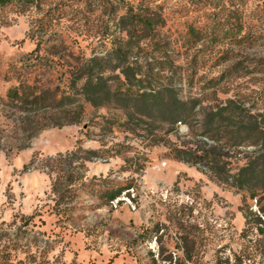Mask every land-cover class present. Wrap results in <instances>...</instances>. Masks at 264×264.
Masks as SVG:
<instances>
[{
    "label": "rangeland",
    "instance_id": "rangeland-1",
    "mask_svg": "<svg viewBox=\"0 0 264 264\" xmlns=\"http://www.w3.org/2000/svg\"><path fill=\"white\" fill-rule=\"evenodd\" d=\"M153 3L165 17L161 33L129 44L117 26L125 12L118 0H29L20 11L0 6L2 264H175L185 256L191 259L182 264H215L220 257L228 264H264L258 232L264 227V197L250 198L207 167L172 158L164 144H225L231 172L238 157L255 148L253 136L235 146L224 129L213 138L204 135L203 121L210 106L228 99L252 115L263 112L264 0ZM235 15L247 35L239 40ZM192 27L200 37L190 35ZM115 40L130 61L131 54L139 55L154 84L172 82L181 96L196 100L189 121L173 127L137 114L120 126L126 109L116 102L95 107L78 97L64 118L82 105L79 121L59 126L43 119L44 128L19 150L28 142L20 124L25 114L5 102L19 73L36 69L42 57V66L50 61L64 75L60 81L40 71L43 89L64 85ZM105 76L113 89L123 81L119 69ZM51 110L64 120L58 117L64 112ZM156 138L162 142L155 144ZM56 179L60 193L53 191ZM112 181L134 188L109 201L101 191Z\"/></svg>",
    "mask_w": 264,
    "mask_h": 264
},
{
    "label": "trees",
    "instance_id": "trees-1",
    "mask_svg": "<svg viewBox=\"0 0 264 264\" xmlns=\"http://www.w3.org/2000/svg\"><path fill=\"white\" fill-rule=\"evenodd\" d=\"M28 1L0 0V6L2 8L10 5L16 6V9L20 11L25 10ZM153 1L118 0L125 12L120 16L117 26L126 32L128 37L126 44L139 36H149L156 40V37L161 33L164 26L162 22L165 17L160 5L153 3L155 4L153 6ZM235 16L236 19L233 22L235 28L233 27V29L236 36L242 34L236 39H243L247 36L243 35L245 24L240 17ZM201 34L196 32L193 27L190 29L192 37H200ZM121 43L115 40L111 50H108L106 54L89 57L87 62L69 75V82L64 85L58 84L53 88L43 89L40 71H50V75H56L55 77L59 78L60 81L64 80V75L50 61L42 66V57L40 58L42 61L36 69L19 73L18 84L9 88L5 98L7 104L25 114L24 117H21L20 124H23L22 128L28 142L19 146V150L29 146L33 137L44 128L46 124L42 122L43 119L59 126L79 121L83 110L82 105L73 117L64 118L70 115L68 113L70 111L66 109V106L79 101L78 97L83 98L85 102H89L95 107L104 106L111 101L116 102L120 107L126 109V118L124 121L119 122L120 126H126L128 121L137 114L173 127L189 121L196 108V100L181 96L177 86L172 82L154 84L153 81H150L149 75L142 70V60H140L139 55L131 54L134 56V60L130 61L128 51L124 52V55L121 53ZM113 61H115V64H113ZM117 69L123 75V81L113 89L108 84V77L105 76V73ZM82 79L85 81L79 87V82ZM52 108L59 109L60 113L64 112V116L62 113L58 116L64 120L53 117L50 113ZM249 111L248 108L241 107L234 100L228 99L226 104L210 106L204 112V135L210 133L213 138L215 133H219L221 129H224L229 131V139L235 146L245 142L248 136L255 138L250 142V144L255 145V148L238 157L234 172H231L233 170L232 166L228 168L231 162L228 160L227 153L223 151L226 147L225 144L208 143L201 139L199 143H203V145L197 144L193 148L186 147L184 143L166 140L164 144L169 148V156L177 160L199 163L207 167L223 180L230 182L232 186L248 193L250 198L261 195L264 197V108L263 112L256 116L250 114ZM161 142V138H156L154 143L159 144ZM87 152L91 155H97L93 150ZM73 154H75V151ZM72 178L73 176H71ZM72 180L74 182L75 178ZM72 180L70 181L72 182ZM131 188H134L131 182L112 181L111 185L102 189L101 192L103 197H106L109 201H114L121 197L124 191ZM53 191L60 193L57 179L53 182ZM258 232L264 237V227L259 226ZM187 257L191 259V256H185L184 259L179 258L175 264H182ZM228 263V259L223 260L220 257L215 264ZM239 263L241 264L242 261ZM0 264H2L1 259Z\"/></svg>",
    "mask_w": 264,
    "mask_h": 264
}]
</instances>
